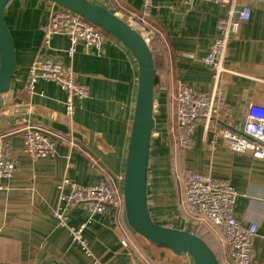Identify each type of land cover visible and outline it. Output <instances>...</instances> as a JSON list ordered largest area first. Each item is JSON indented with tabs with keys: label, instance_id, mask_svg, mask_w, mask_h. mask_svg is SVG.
<instances>
[{
	"label": "crops",
	"instance_id": "0c3cea01",
	"mask_svg": "<svg viewBox=\"0 0 264 264\" xmlns=\"http://www.w3.org/2000/svg\"><path fill=\"white\" fill-rule=\"evenodd\" d=\"M123 17H138L141 0H90ZM252 9L227 47L222 93L231 120L241 126L246 110L264 102V3L239 0ZM52 4L46 0H13L5 19L15 45L17 69L11 89L0 94V137L9 141L16 172L0 189V264H184L188 255L151 243L128 225L120 214L92 215L83 206L69 216L71 226L89 222L84 231L91 256L74 244L55 218L59 185L65 179L78 184L114 180L123 188L127 155L135 114L138 64L132 53L108 35L101 50L77 47L67 54L69 39L55 36L43 44V30ZM228 6L203 3L188 10L180 0H152L147 20L160 98L154 104L156 126L151 141L148 205L157 224L200 233L219 264H233L223 232L194 216L185 201L187 172L211 174L229 181L238 193L234 215L243 226L258 225L252 258L264 264V161L248 153H234L202 123L191 147L180 150L176 132V92L180 82L199 91L212 90L211 70L203 58L217 37L218 22L228 16ZM48 56L71 64L79 82L88 86L89 98L78 102L74 116L65 114V93L53 82L40 80L34 92L25 88L28 70L37 57ZM25 119L56 134L57 154L30 159L23 152L17 126ZM63 139V140H62ZM128 241V246L122 240Z\"/></svg>",
	"mask_w": 264,
	"mask_h": 264
},
{
	"label": "built area",
	"instance_id": "2783aa9c",
	"mask_svg": "<svg viewBox=\"0 0 264 264\" xmlns=\"http://www.w3.org/2000/svg\"><path fill=\"white\" fill-rule=\"evenodd\" d=\"M141 1L140 16H128L126 20L121 18L149 44L152 31L147 20L151 15L152 0ZM238 1L180 0L188 10L203 3L227 5L229 10L228 16L218 22V35L203 58L204 64L211 70L212 90L202 92L185 83L178 84L175 96L178 146L180 150L189 149L197 127L202 123L206 131L212 134L211 143L221 140L234 153H248L253 158L264 161V102L249 105L241 126H237L230 118L222 93V79L227 72L225 63L228 43L239 32L241 24L250 20L252 14L248 5L242 6V11L238 13ZM250 1L264 3V0ZM51 4L49 21L43 30L44 45L49 46L55 36L62 35L69 39L67 54L70 58H73L79 45L102 49L108 37L105 31L80 15ZM40 80L55 83L65 93V114L68 117L75 115L78 102L89 98L88 86L79 82L72 65L55 61L52 57L42 56L32 61L25 82L26 90L34 92ZM17 126L23 139V152L30 159L56 156L60 140L56 134L35 127L25 119H19ZM16 170L13 147L9 141L0 137V189L3 187L2 181L11 179ZM184 195L190 212L197 219L205 220L221 229L223 242L231 248L233 264H255L252 247L258 225L243 226L235 217L238 193L229 181L216 179L211 174L189 171L184 182ZM78 206L85 207L92 215L123 213V188L117 186L113 179H102L89 184H78L65 179L59 185V204L54 214L57 224L68 231L74 244L91 256L88 242L83 235L89 222L79 226L69 224V216ZM122 244L127 247L128 241L123 239ZM131 264L143 263L132 257Z\"/></svg>",
	"mask_w": 264,
	"mask_h": 264
},
{
	"label": "water",
	"instance_id": "95a60500",
	"mask_svg": "<svg viewBox=\"0 0 264 264\" xmlns=\"http://www.w3.org/2000/svg\"><path fill=\"white\" fill-rule=\"evenodd\" d=\"M13 0H0V94L11 89L17 69L15 45L5 19ZM76 13L119 40L138 64L135 114L125 168L123 197L130 228L151 243L188 255L193 264H219L211 247L198 235L157 224L148 205V174L152 136L156 126L154 104L160 98L154 58L142 35L121 17L90 0H46ZM238 13L242 7L237 8Z\"/></svg>",
	"mask_w": 264,
	"mask_h": 264
},
{
	"label": "trees",
	"instance_id": "16d2710c",
	"mask_svg": "<svg viewBox=\"0 0 264 264\" xmlns=\"http://www.w3.org/2000/svg\"><path fill=\"white\" fill-rule=\"evenodd\" d=\"M107 35H109L107 32H105ZM168 227H170V226H168ZM173 228V227H172ZM196 235H198L199 237H201L205 242H206V240H205V236L203 235V234H200V233H195ZM207 243V242H206ZM208 244V243H207ZM209 245V244H208Z\"/></svg>",
	"mask_w": 264,
	"mask_h": 264
},
{
	"label": "rangeland",
	"instance_id": "374dc122",
	"mask_svg": "<svg viewBox=\"0 0 264 264\" xmlns=\"http://www.w3.org/2000/svg\"><path fill=\"white\" fill-rule=\"evenodd\" d=\"M177 256H180V255H177Z\"/></svg>",
	"mask_w": 264,
	"mask_h": 264
}]
</instances>
